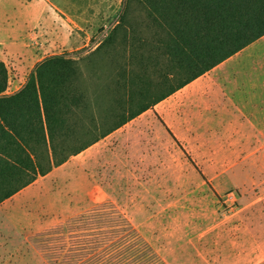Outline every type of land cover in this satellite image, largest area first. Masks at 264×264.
<instances>
[{"label":"rangeland","instance_id":"1","mask_svg":"<svg viewBox=\"0 0 264 264\" xmlns=\"http://www.w3.org/2000/svg\"><path fill=\"white\" fill-rule=\"evenodd\" d=\"M70 2L59 1L62 9L54 8L51 19L46 15L38 24L33 5L0 0V62L8 71L5 94L21 90L35 67L51 56L77 60L93 52L118 24L124 4L78 0L74 9ZM129 7L121 32L77 66L78 85L86 92L73 118L79 147L140 109L143 102L136 97L134 77L145 76L141 58H152L161 71L148 73L152 85L160 74L171 73L167 57L151 55L153 48L145 46L153 42L145 11L135 0ZM130 52L137 59L126 61ZM123 69L129 72L127 85ZM151 89L144 104L163 91ZM185 100L177 94L162 107L168 117L177 109L187 113ZM262 118L254 124L261 127L254 135L180 138L209 184L159 135V169L157 157L150 169L125 164L121 151L100 146L106 136L99 139L94 150L84 152L88 147L72 156L70 167L52 168L0 204V264H264ZM97 210H106L109 219H91L67 230L70 219L88 213L93 217Z\"/></svg>","mask_w":264,"mask_h":264},{"label":"trees","instance_id":"2","mask_svg":"<svg viewBox=\"0 0 264 264\" xmlns=\"http://www.w3.org/2000/svg\"><path fill=\"white\" fill-rule=\"evenodd\" d=\"M132 1L124 0L118 24L93 52L77 60L65 54L45 59L18 92L5 94L8 71L0 62V204L264 36V0H135L153 33V42L146 41L145 46L153 48L151 55L167 57L171 73L160 74L152 85L148 73L161 71L152 58L138 59L146 70L145 76L134 77L136 97L143 102L140 109L107 134L79 147L73 118L86 92L78 85L77 66L121 32ZM126 59L137 58L130 52ZM128 73L123 69L124 85ZM150 87H163V91L144 104ZM107 215L106 210H97L93 217L88 213L70 219L66 228L86 225L91 219L97 223L98 218L109 219Z\"/></svg>","mask_w":264,"mask_h":264},{"label":"crops","instance_id":"3","mask_svg":"<svg viewBox=\"0 0 264 264\" xmlns=\"http://www.w3.org/2000/svg\"><path fill=\"white\" fill-rule=\"evenodd\" d=\"M23 1L26 5H33L39 12L38 24L43 22L46 15L51 19L54 10L62 9L64 6L63 3H59L61 0ZM77 1L71 0L72 8H79ZM263 48L264 36L159 102L150 110L113 131L100 141V146L104 148V146L110 145V148H114L115 152L121 151L125 164L140 169H150V164H155L151 160L157 157L156 168L159 169L162 168L161 164L163 163L162 153L157 150L159 141L155 139V136L159 135L163 141L165 138L170 144L173 143L204 182L209 184L180 138L195 139L208 137L214 133L221 136L237 137L246 132L254 135L256 131H259L261 127L256 128L255 123L263 120L262 115H264ZM177 94L181 98L187 99L185 102L189 106V112H180V109H177L178 112L176 110L172 117H168L169 115L165 113L162 106ZM98 144L99 142L84 152L94 150ZM136 149L139 150V154ZM71 165L72 161L69 160L61 167L65 169Z\"/></svg>","mask_w":264,"mask_h":264}]
</instances>
